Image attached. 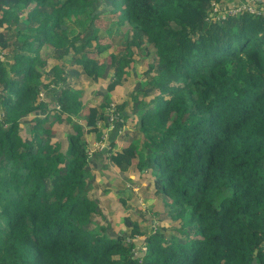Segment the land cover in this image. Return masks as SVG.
<instances>
[{
    "label": "trees",
    "instance_id": "obj_1",
    "mask_svg": "<svg viewBox=\"0 0 264 264\" xmlns=\"http://www.w3.org/2000/svg\"><path fill=\"white\" fill-rule=\"evenodd\" d=\"M223 1L0 0V264H264V16ZM105 12L129 27L123 52L101 47ZM66 56L89 99L61 88ZM126 84L138 88L112 102ZM99 159L112 183L147 178L169 212L149 228L125 212L126 189L88 190Z\"/></svg>",
    "mask_w": 264,
    "mask_h": 264
},
{
    "label": "rangeland",
    "instance_id": "obj_2",
    "mask_svg": "<svg viewBox=\"0 0 264 264\" xmlns=\"http://www.w3.org/2000/svg\"><path fill=\"white\" fill-rule=\"evenodd\" d=\"M229 4V0L227 1H223L220 5H218V9L219 10H223L226 8V6ZM95 7L98 8V11H101L100 9H105L104 3L102 2V0H98V2L94 3ZM109 10H111V7H109ZM76 16L75 14H71L69 17H67V19H64V24L67 27V33L68 35L73 38V39H78L80 36V30H82V26L81 24H78L76 22ZM81 26V27H80ZM95 26L98 28V35H99V42L101 44V47L103 48H113L114 52H123L124 51V47L121 45V39L125 38L127 35V29L129 28L128 26H123L121 27L118 23L117 20L115 19V17H112L111 14L109 12H105L104 14L101 15L100 18H97L95 21ZM1 31V30H0ZM54 51L53 49L49 46V45H44L42 47V49L39 51V56L41 60H49L51 58H53L54 56ZM28 55H31L32 57L34 56V54H30L28 53ZM6 59V58H5ZM4 59V63L6 62V60ZM100 62L105 63L108 66V69L106 71L105 77L108 76V74L110 73L109 71V65H110V57L108 56V58L106 60H100ZM60 68H66V75L68 76L67 78V83L66 85H64V82L62 81L60 83L61 88L62 89H67L68 85H70L71 88H73V93L75 95H77V97L79 99H82L83 97H85L86 99H89L91 96L90 92H87L86 89V84L84 82V77H83V73L79 70V68H75L74 64L71 62V59L69 56H66L64 58H62L60 60ZM140 71V69L138 70ZM50 73H52L50 71ZM58 88V94H60V89ZM132 89L134 91L135 88H138V85L136 86H132V85H125L124 88H120L115 95L112 96L111 101L112 102H116L121 99H123V97L125 96L126 92H129V89ZM101 95V94H99ZM41 97L44 96V93H42L40 95ZM57 109L60 110V106H57ZM85 112V111H84ZM84 114V113H83ZM54 116V115H53ZM81 123H83V121H80ZM84 124V123H83ZM21 129H23L24 135L23 138L30 133V128L28 127V125H21ZM131 129V128H129ZM108 133L107 130L104 129L103 131V141L105 140V138L107 137ZM109 142H102V141H97L94 146L96 148L99 149V151H101L102 149L106 148L109 146ZM130 144V141L125 140V141H120V140H116L115 142V147L116 148H120V147H127ZM92 153V152H91ZM95 153V152H94ZM100 161V162H99ZM93 165H97V166H102L101 170V174H90L89 175V186H88V190H92L95 188V192L97 196H100L101 192L103 191V189L105 188H109L111 185H115L114 187H112V191L115 193V195H119L120 194V190L126 189V191H128L127 195L125 196V202H126V213L129 212V215L132 219L134 220H139L143 225H149V228H151L150 226V219L154 218L159 214V213H168L169 212V208H166L165 206H163V204L159 201L155 204L156 202V198L155 195H153L152 191L150 189L147 188V178H141L140 180V186L137 187L134 183H133V177H136V174H130V178L132 179H128L127 181H123L125 182L124 184L120 183H116L113 182L111 180H116L119 179V172L117 169L113 168L110 169L102 159H99L95 162L92 163ZM105 164V165H103ZM96 169V168H93ZM105 176L107 179L104 180V184L101 185L98 181V176ZM98 182V183H97ZM94 184L95 187H94ZM108 196V199H106L104 196ZM111 192L102 194V202L100 204H104V205H109V203L111 202V205H115V200L114 197L110 196ZM101 201V200H100ZM116 205L118 206L119 204L116 203ZM101 206V205H100ZM102 207V206H101ZM104 208V206L102 207ZM122 218L120 217L118 219L117 215H112L109 216L106 221L104 222H108L107 224V228H108V232L112 235L113 231L114 232H121V227H122ZM155 219V218H154ZM100 220V219H98ZM101 221V220H100ZM169 228L173 229L175 227H179L178 223L174 220H172V222H170L169 224ZM136 244L138 245L137 248H141V246L143 245V237H137L136 240Z\"/></svg>",
    "mask_w": 264,
    "mask_h": 264
},
{
    "label": "built area",
    "instance_id": "obj_3",
    "mask_svg": "<svg viewBox=\"0 0 264 264\" xmlns=\"http://www.w3.org/2000/svg\"><path fill=\"white\" fill-rule=\"evenodd\" d=\"M230 5L231 6L226 8L228 9V14L232 16L242 14L244 11L258 16H264V5H262V0H234ZM2 58L3 54L0 56V59Z\"/></svg>",
    "mask_w": 264,
    "mask_h": 264
},
{
    "label": "crops",
    "instance_id": "obj_4",
    "mask_svg": "<svg viewBox=\"0 0 264 264\" xmlns=\"http://www.w3.org/2000/svg\"><path fill=\"white\" fill-rule=\"evenodd\" d=\"M234 0H229V2H233ZM262 5H264V0H262Z\"/></svg>",
    "mask_w": 264,
    "mask_h": 264
}]
</instances>
